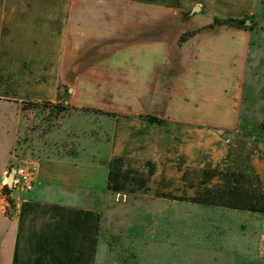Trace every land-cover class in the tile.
<instances>
[{
	"label": "crops",
	"instance_id": "crops-1",
	"mask_svg": "<svg viewBox=\"0 0 264 264\" xmlns=\"http://www.w3.org/2000/svg\"><path fill=\"white\" fill-rule=\"evenodd\" d=\"M74 1L0 0V148L20 132V102L106 111L75 100L110 97L122 105L112 106L117 115L104 156L60 150L38 158L32 189L9 192L15 215L7 216L0 205V264H97L102 196L131 200L127 208L141 214L142 231L131 237L142 244L138 264H264V129L256 128L251 110L229 109L228 103L226 109L214 108L211 97H197L202 57L222 58V42L210 39L212 33L223 36L221 28L197 29L182 45L155 40L109 48L107 56L88 64L83 59L71 70ZM108 1L189 10L186 19H209L200 27L214 17L255 14L263 5L261 0ZM167 66L172 70L166 73ZM117 78L120 92L97 88Z\"/></svg>",
	"mask_w": 264,
	"mask_h": 264
},
{
	"label": "rangeland",
	"instance_id": "rangeland-1",
	"mask_svg": "<svg viewBox=\"0 0 264 264\" xmlns=\"http://www.w3.org/2000/svg\"><path fill=\"white\" fill-rule=\"evenodd\" d=\"M261 1L263 5L259 4L258 12L245 15L239 23V29L246 33H224V26L216 27L221 28L219 30H222L223 36L212 33L210 39L212 42H222V58L214 53L209 54V57H202L200 68H197V89L201 90L197 97H211L214 108L226 109L225 104L228 103L229 109L251 110L258 117H255L256 128L264 129V0ZM188 13L189 10L124 5L108 0H75L70 17V68L74 70L78 63L79 67L82 66L85 59L84 64H88L87 60L98 59L101 54L105 57L109 54V48L120 49L129 43L161 40L165 45H182V34L199 29L209 20L186 19L185 14ZM246 20H250V24L246 25ZM170 69L167 66L166 73ZM120 81L117 78L111 82H103L97 88H104L107 92H120V87H123ZM164 83L165 88L169 86L167 78ZM200 83H206L207 86L202 88ZM132 87L137 90L139 85ZM75 101L80 104L103 105L106 111L87 107L69 108L68 111L59 113L50 105L53 102H20L21 129L14 143L7 146L6 142L5 147L0 148V168L3 158L4 168L10 173L15 166L37 162L38 158L60 150L73 154L99 151L104 156L109 128L117 115L112 106L115 104L120 107L121 101L110 100V97L102 102L82 98ZM2 180L0 174V184ZM99 201L102 209V232L97 264H138L137 256L142 244L136 243L131 237L134 231H142L137 224L141 214L127 208L126 205L131 204V200L126 202L102 196ZM4 211L7 216L15 215L10 204ZM261 221L263 224L264 215ZM261 235V254L264 257V225Z\"/></svg>",
	"mask_w": 264,
	"mask_h": 264
},
{
	"label": "built area",
	"instance_id": "built-area-1",
	"mask_svg": "<svg viewBox=\"0 0 264 264\" xmlns=\"http://www.w3.org/2000/svg\"><path fill=\"white\" fill-rule=\"evenodd\" d=\"M15 174L14 179L12 182V187L10 189L12 190H19V191H29L32 189L33 184L35 182V179L37 177V173L39 171V167L34 162L23 164L19 166H15ZM8 171L5 172L3 177V184L0 186V205L3 209L6 208V206L9 203V199L11 198V194L4 191L3 187L4 185H7V176Z\"/></svg>",
	"mask_w": 264,
	"mask_h": 264
},
{
	"label": "trees",
	"instance_id": "trees-1",
	"mask_svg": "<svg viewBox=\"0 0 264 264\" xmlns=\"http://www.w3.org/2000/svg\"><path fill=\"white\" fill-rule=\"evenodd\" d=\"M242 19L243 18L239 19V18H230V17H214L213 21L210 24H208L207 26L201 27V28H213L214 29L218 26H224L226 29H232V28L239 29L238 26H239V23L241 22ZM201 28H199V29H201ZM196 31L197 30L185 32L184 34H182L180 36V41H185L187 38L193 36ZM28 103H38V102H28ZM47 103L49 104V102H47ZM50 105H52L53 109H56L57 112H59V113L68 111L69 108H71L68 104H66L64 102L55 103V104L50 103ZM105 114L106 115H113V113H105ZM140 117L147 118L150 121H157V122L160 121V119H158L154 116H150V115H148V116L140 115ZM3 189L7 193H9L12 190L9 188L8 185H4ZM9 203L11 206H13V200L11 198L9 199Z\"/></svg>",
	"mask_w": 264,
	"mask_h": 264
},
{
	"label": "water",
	"instance_id": "water-1",
	"mask_svg": "<svg viewBox=\"0 0 264 264\" xmlns=\"http://www.w3.org/2000/svg\"><path fill=\"white\" fill-rule=\"evenodd\" d=\"M197 8V7H196ZM245 24H250V20H246L245 21ZM14 174H15V168H12L10 173L8 174L7 176V185L11 188L12 187V182H13V179H14Z\"/></svg>",
	"mask_w": 264,
	"mask_h": 264
}]
</instances>
